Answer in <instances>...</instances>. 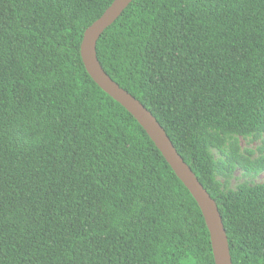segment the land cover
<instances>
[{
	"label": "trees",
	"instance_id": "16d2710c",
	"mask_svg": "<svg viewBox=\"0 0 264 264\" xmlns=\"http://www.w3.org/2000/svg\"><path fill=\"white\" fill-rule=\"evenodd\" d=\"M113 1L0 0V264H215L197 201L84 65ZM97 54L216 200L233 264H264V0H133Z\"/></svg>",
	"mask_w": 264,
	"mask_h": 264
},
{
	"label": "water",
	"instance_id": "95a60500",
	"mask_svg": "<svg viewBox=\"0 0 264 264\" xmlns=\"http://www.w3.org/2000/svg\"><path fill=\"white\" fill-rule=\"evenodd\" d=\"M132 1L114 0L103 15L86 29L81 44L84 65L95 82L136 118L197 201L213 242L215 264H233L230 239L216 200L180 155L155 115L139 99L114 81L98 58L97 43L100 37L121 16Z\"/></svg>",
	"mask_w": 264,
	"mask_h": 264
},
{
	"label": "rangeland",
	"instance_id": "374dc122",
	"mask_svg": "<svg viewBox=\"0 0 264 264\" xmlns=\"http://www.w3.org/2000/svg\"><path fill=\"white\" fill-rule=\"evenodd\" d=\"M217 156H220L219 153L215 152ZM242 169L240 167H237L235 171L233 172L232 180H231V186L235 187L237 183L242 181ZM254 181L261 182L264 181V172L259 174L257 177L254 178Z\"/></svg>",
	"mask_w": 264,
	"mask_h": 264
}]
</instances>
